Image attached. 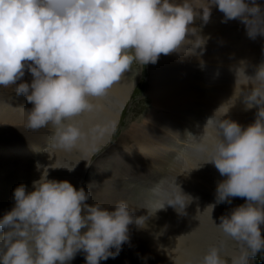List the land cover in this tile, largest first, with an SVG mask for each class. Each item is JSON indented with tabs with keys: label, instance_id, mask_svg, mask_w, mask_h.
Listing matches in <instances>:
<instances>
[{
	"label": "clouds",
	"instance_id": "obj_1",
	"mask_svg": "<svg viewBox=\"0 0 264 264\" xmlns=\"http://www.w3.org/2000/svg\"><path fill=\"white\" fill-rule=\"evenodd\" d=\"M212 6L224 14L222 22L240 20L250 39L264 36V9L256 0H206L202 12L186 0H0V87L16 85V94L33 105L27 111L28 128L51 126L53 147L71 151L85 135L72 121L93 112L91 98L107 96L134 62L155 64L161 54H177L185 47L190 55H203L208 37L192 25L197 16L207 24ZM245 67L240 61L235 84L243 75L249 92L242 100L246 110L257 107L256 118L246 127L230 119L215 122L219 138L204 163L226 177L217 184L215 203L204 211L210 208L212 216L217 205L245 199L219 224L213 221L249 252L231 264H248L249 256L264 249V63L253 76L245 74ZM26 69L31 83L17 85ZM212 122L211 116L206 123ZM93 131L103 135L107 128ZM49 161L35 163L40 177L32 182L33 190L17 186L14 206L0 218V264H67L79 252L85 253L86 264L116 258L130 243L129 225L143 228V216L134 217L124 200L111 210L99 202L86 203L91 192L84 187L48 178L50 170L72 172L76 166ZM178 188L179 193L154 190L164 197L157 211L167 205L186 215L193 198ZM196 264L227 262L219 248L210 246Z\"/></svg>",
	"mask_w": 264,
	"mask_h": 264
},
{
	"label": "rangeland",
	"instance_id": "obj_2",
	"mask_svg": "<svg viewBox=\"0 0 264 264\" xmlns=\"http://www.w3.org/2000/svg\"><path fill=\"white\" fill-rule=\"evenodd\" d=\"M177 2H179V1H177ZM201 2H202V0H191V2L189 4L192 5V7H195V5L196 6L199 5V3H201ZM256 3L259 4L262 7V9H264V0H256ZM199 12H202V10L199 11ZM195 18L197 19V17H195ZM207 25H208V23H207ZM212 38L213 37L210 38V40L212 41L210 43H209V39H207L208 40L207 41L208 45L206 43L207 46L205 45V48H204V50H206V51H204L203 54H206V53L207 54H209V53H215V50H214L213 45H215L214 40L216 41L217 39H216V37H214V39H212ZM224 38H225V47H226L225 51L229 49L230 52H231V61L229 63H226L227 73H226V71H224L222 69L219 70L218 68H215L216 70L213 69V68H211L214 71L210 70V68H209L210 71H206L205 67L200 66L201 63H199V62L196 63V61H197L196 59L198 58L196 55H195L196 56L195 61L194 62L192 61V62L189 63L190 65L188 67L189 68L191 67L190 68V71H189L188 70L189 68L187 67L188 62L186 60H188L189 58L193 57L194 55H191V57H190V52L188 50H187V52L189 54H186L187 52H184V51L182 52V50H179L178 51V53H177L178 55L175 54V53L170 54L171 55L170 57L172 58V60L168 57L169 55H167L168 62H166V63L167 64L169 63V64L168 65H164V67L162 66L163 68L162 67L159 68V74H160V77L163 78V80H162V78H160L159 81H158L160 83H158V84H163L164 85V88L167 86L166 88L169 87V89H175V91H176L177 94L186 95L189 98L190 101H189V104H188L189 106L186 105V106L181 107V109H183V110H180V108H177L175 110L172 109L170 111L165 112L166 115L163 113L159 117V118H162L163 119V122H166L165 124H167V125L169 124L170 126H167L166 125L165 126L166 128L165 129L163 128V130H161L162 131V135L160 134V131L158 132V135L160 134V137L156 134L154 136V138H153V139H157L159 141L158 142V152H157V157L159 156L158 157L159 163L156 164L158 166L155 167L154 170H153V174L154 175L153 174L150 175L152 177V179H150L149 182H151L152 185H150V183H147L146 185L143 184V183H141V184L130 183V182L124 181L123 179L120 180V182H119V179L117 178L118 177L117 176V173H118V165H119V163L125 161V160H121V158L126 157V155H127V148H123L121 146V144L118 147H116V148H112L113 145H116V143L119 141L120 137L122 136V134L124 132L129 131V130H130V132L132 131L133 125H135V124H141V125L145 124L144 121H146L147 119H149V115H150L151 111L153 110L152 99L150 98V95L148 94V89H149V85H150V82H149L150 81V74H151L150 67H149L150 66V63L147 64L146 66H143V65L139 64V62H134L132 64V66H131L130 73H126V75L124 77H122L120 83L118 82V86H117V84H115L116 86L114 85V87H120V86L122 87V85H124L126 79H129L133 74H136V76H138V72L141 69V77L138 79V82L136 83V86L134 88V91L132 92V95H131L130 99H128L127 104L125 105V108L123 109V111L121 113L120 122L116 126L115 130L113 131V133L111 135V139L109 140V142L105 146H103L101 149L96 150L92 154V156H90L89 161H87L86 156H87V154L89 152V147L88 146L91 147V146H93V145L95 146V144H97L95 141H94V143H92L93 142V138L95 136L94 133H97L98 134V132H94L93 131L92 125H93V127L94 126L97 127L96 126L97 125V122L101 118H104V114L103 113L106 112L107 114H109L108 109L110 111H112L111 110V104L107 100L108 98L109 99L112 98L113 94H111V93L110 94H107L108 98L106 96V105H107L106 106L107 107L106 110L107 111L105 110L104 112H101L102 115L99 114L100 112H98L97 109H95L91 113L86 112V113L82 114V117L83 118L81 116L77 117L78 119H80L79 122H78V119L77 118H75L72 121L78 127H80L82 129V131L84 132L85 135H84V138L81 141H79L78 144H77V146L75 148H73L71 151H65V150H62V149H58V148L53 147V144H52V136H53L54 131H55L54 128H52L50 126V127H47V128L39 129V133H40V136L41 137H39V141L40 142L37 143L38 145L35 148H30L29 146H26L25 145L24 146V149H22V154H21V160L22 161H21V165H20V168H19V173H17L16 179H15V188L17 186H19L20 184H24V185L27 186V190L28 191H32L33 190V188H32V182L34 180L39 179V177H40V173H38L36 171V169H35V163L37 161H39L41 164H47L48 163V159H46V158H55V162L58 163L59 165L63 166V167H67V168H70V167L73 168L75 166L76 167H75L74 171H72V172H69L66 169L50 170V174H52V177H53L52 179H56V180H65L66 179L71 184L74 183L73 186L76 187L77 189H79L80 187H84L86 189V191H90L91 192V195H92V198H90L88 201H86V203H88V204L91 205V204H94L96 202H99V203H102V205L104 207H107L108 205H111V206H108L109 209H110L118 200L119 201L120 200L126 201L128 205L130 204L129 205L130 210L131 211L133 210L132 211V215L133 216H135V217L137 215H138L137 217H140V215L143 216L141 219L145 223V226L143 227L144 224L142 223L143 229L142 228H139V226H137L136 229L129 230L130 244H131V241L133 240V238H135L136 236H137V239H138L137 240L138 243H137V245L135 243H132L131 245H129L128 243H126L125 245H123L124 246V247H122L123 251H121V252H124L126 254V256H123V257H121L120 255L117 256L116 257L117 260H115V261L118 262V264H142V263L143 264H145V263L146 264H148V263L149 264H164V263L165 264H168V263L169 264H183L184 261H186L188 264H189L190 261H191V264H196V262L200 259V257H202L203 253L206 252L210 246H216L217 248L220 249V255L222 256L221 258L224 259L227 262V264H231L232 259L234 257L243 255L242 256V258H243V257L248 256L249 255V252L248 251L244 250V252H243V249L241 248L240 244H238L236 241H234L232 239L229 240L230 238H228L226 236H225L226 237L225 238L223 236L224 234L213 223V221H214L216 224H219L218 223L220 221L219 218L222 215H228L231 212L232 209H234L235 207H237L239 205L244 204L245 203V199L244 198H240V197H235V198H231V203L230 204L227 203V202H225L224 204L222 203V204L217 205L214 208V210H213L212 216H211V209L210 208H208V209H206L204 211V209L209 204L215 203V193H216L217 184L219 182H221L222 180L226 179V177H223V176L220 175V173L218 172V170L215 168V166L213 164H210V163L204 164L210 158V156H211V150L213 149V148L209 149L211 147V145L209 144V143H211L210 141L211 140H214V139H216L215 141H218V139H217L218 137H217L216 134H214V135H216L215 138H214V135L213 134H212L213 136L211 135V133H214L215 130L217 131V128L214 129L215 128L214 127L215 126V122L213 120H212L213 121L212 123H206V122H207V119L209 117H211V116L214 117L217 114L220 116V118H222V116L225 115V112L229 111L230 109L232 111H236V112L242 111L240 109V106L239 105H245V104L243 103V100L239 96H241L245 92V90H246L245 88H249V86L247 84L243 83V81L245 79L243 75H241L239 77L240 83L235 84V80H236L235 69L237 67H239L240 61H245L246 62L245 74L246 75H249V76H253L255 74V71H256L257 67L261 63H264V36H257L255 40L250 39L246 35V28H245V26L242 24V22L240 20H229L228 23H227V26L225 28ZM209 44L210 45L212 44V46H210ZM206 47H208V48L206 49ZM180 52H182L183 55H180ZM188 55H189V57H188ZM174 58H175V60H174ZM176 58L179 59V60H177ZM185 58H188V59H185ZM169 59L171 61L174 60L175 62L177 60V62L176 63H174V61L171 62ZM184 59H185V61H184ZM181 60L184 63H180L179 61H181ZM174 64L175 65L177 64V66H175ZM196 64L199 65V66H197ZM178 65H180V67ZM194 65H196V66H194ZM172 66H174V67H172ZM165 67H167V68H165ZM243 67L244 66L241 65V68H243ZM176 68L177 69L179 68V69L177 70ZM198 68H200V69H198ZM172 70H173V73L171 72ZM191 70L192 71L194 70V71L192 72ZM195 70L196 71L199 70L200 73H199V71L196 72ZM211 71L213 73L216 72V71L217 72H216V74H213ZM165 72H166V75H164ZM29 73L30 72L27 71V74H26V71H25V75H24L25 77H23V78H26V77L29 78L30 77ZM185 73H187V75H185ZM195 73H197L198 75H201V76H199V78H198V75L195 74ZM188 74H190L189 77H188ZM191 74H192V76H191ZM26 75H28V76H26ZM194 75H195V78H194ZM206 75H207V77H206ZM213 75L216 76V77H214ZM226 75H228V78L226 77ZM201 77H203V78H201ZM218 77L219 78H222V79H219ZM177 78L180 80V82H179V80ZM223 79L224 80H227V81H223ZM216 80H218V81H216ZM167 81H169V82L167 83ZM200 81H202V82H200ZM213 81H214V83H212ZM228 81H230V85L228 84ZM193 82H197V83H194L193 84ZM206 82L207 83L210 82V83L209 84H206ZM221 82L223 84L225 83V85H223ZM170 83L171 84H174V85L176 84L177 86L176 85L175 86H170L171 85ZM177 83L180 84V85H178ZM184 83L185 84L188 83V84L185 85ZM189 83L191 84V86H190ZM203 83L206 84V85L204 86ZM219 83H220V86H219ZM183 84H184V86H183ZM195 84H196V87H194ZM198 84H200V85H198ZM207 85H209V86H207ZM215 86H217V87H215ZM171 87H173V88H171ZM205 87H207L208 89L205 88ZM223 87H224V89H223ZM179 88L182 91H184V92L182 93ZM196 88H198V89L200 88V90L197 91L198 89H196ZM119 89H121V88H119ZM186 89L187 90L190 89V90L187 92ZM209 89H211V90H209ZM214 89L217 90V92ZM243 90H244V92H243ZM193 91H195V92H193ZM199 92H201L203 96L201 95V93L199 94ZM215 92H216V94H215ZM146 93L148 95H146ZM230 93L233 96H231ZM235 93H236V97H235ZM110 95H112V96H110ZM190 96L192 97V100H191V97ZM204 97L205 98H208V100H209L208 102H211L212 101L211 102L212 104L213 103H215V105L217 104L216 105L217 107L214 104L213 105L211 104L212 107L214 106L213 109H212L211 106L206 105L204 102H207V101H205L206 99ZM193 98L195 100H193ZM222 98H224L226 101L224 99L222 100ZM232 98H235V100H233ZM200 99H202L203 101L200 100ZM215 99L217 100L218 103H216V100ZM239 99L242 100V101H240ZM197 100L199 102H197ZM238 101H240V102H238ZM191 102L194 105L193 107L191 105ZM193 102H195V103H193ZM202 102L206 106L204 104L203 105H199V104H202ZM27 103L28 102L26 100V105H27ZM239 103H241V104H239ZM24 104H25V102H24ZM195 104H196V106H195ZM231 104H233L234 106L231 105ZM227 105H228V107L230 109H228ZM21 106H22V104H21ZM21 106H20L19 110L21 109V111L23 110L25 112V109L23 108V106L21 108ZM108 106H109V108H108ZM218 106L220 107V109H219ZM29 107L31 109L33 107V105L29 104ZM225 107L227 108V111H224L226 109ZM231 107H233V109ZM210 108L212 110H210ZM215 108H216V111L214 110ZM208 109L210 110V111H208L209 114L207 113V110ZM213 110L215 111V113L216 112L217 113L215 114L213 112ZM27 111L28 110H26V112ZM169 112L172 115H170ZM173 112H176V113L178 112L179 114L177 115L176 113H173ZM229 112L227 113V116L225 115L226 118L223 117V119H228L229 118L230 120L237 122L234 115L231 118L229 117ZM111 113L112 112H110V114ZM185 113H186V115H185ZM188 113H190L189 116H188ZM210 113H212V114H210ZM88 114H90V115H88ZM220 114H222V116ZM98 115L103 116V117L100 118ZM24 116H25L26 119H28V115H25L24 114ZM173 116H174V118H173ZM215 117L217 118V116H215ZM215 117H214V120L216 122L218 121V119L221 120L219 117L217 119H215ZM26 119H24V120H26ZM87 119L90 120V122H88ZM181 119H183V120H181ZM96 120H98V121H96ZM106 123L103 124V121H102L101 122V125L99 124L98 126H101V127L106 128ZM178 123H180V124L178 125ZM185 124H186V126L184 127ZM213 124H214V126H212ZM90 125H91V127H90ZM204 126L210 127L209 129L211 131L210 132V135L211 136L209 134H207V135L205 134L206 137L209 136V138H208L209 140L207 138H205V135H204V138L202 137L203 136L202 134L205 133L204 130L205 131L207 130L206 132L209 133L208 132L209 129H205L206 127L204 128ZM211 126L214 127V128H212ZM82 127H84V128H82ZM87 127H88V130H87ZM203 128H204V130H203ZM89 129H91L92 131L89 130ZM211 129H213V130H211ZM48 130H49V132H48ZM200 130H202L201 134H200ZM166 131H168V132H166ZM28 132H32V131L29 130ZM44 132H46V133H44ZM91 133H93L94 136ZM165 133H166V135H165ZM215 133H218V132H215ZM104 134H105V132H104ZM99 136H103V135H101V134L98 135V138H99ZM23 137H24V134L23 133L19 135V138H23ZM177 137H179V138L177 139ZM98 138L96 137V139H98ZM196 139L197 140H200V141H197ZM206 139H207V142L205 141ZM169 140H170V142H169ZM175 140L176 141L178 140L177 141L178 143ZM194 140H196V141H194ZM215 141H212V142L213 143H216ZM43 142H45L46 144H44ZM129 142H131V141H129ZM197 142L198 143L199 142L200 143L201 142L202 143L203 142L204 143L206 142L210 146L207 145V146H205L207 148H205L204 147V145H205L204 143H203L204 145H201L202 143L201 144H198ZM164 143L166 145H164ZM196 143L199 145V147L197 146ZM41 146H42V148H41ZM99 146H101V144ZM196 146H197L196 150H192V148L195 149ZM200 146H203L205 149H208L207 150V153H209V152L210 153L207 154L206 153V150L203 147L200 148ZM212 146H214V144ZM39 147H40V149H42L41 150V153H39V151H38V148ZM198 148L202 150V152H198V153H200L202 155V156H200V159L197 158V156H198L197 151L199 150ZM56 149L58 151H56ZM113 149H114V151H113ZM188 149H190V150H188ZM203 149L205 150V152H203L204 151ZM49 150H51V151H49ZM25 151H26V153H25ZM118 151L121 152V153H119ZM193 151H196L195 153L197 154V156H194L195 153ZM80 152H82V153H80ZM47 153H49V155H51V157ZM85 153H86V156H85ZM57 154L59 155V157H58ZM61 155H62V157L63 156L64 157L62 158ZM128 155H129L128 157L132 158L129 161H133L135 159V157H136V154L135 155L134 154H132V155L128 154ZM163 156H166V157H163ZM182 156L183 157L185 156L187 159L185 157L183 158ZM192 157H194V159ZM73 158H75L76 160L73 159ZM58 159L61 161V163H60V161ZM173 159H174V161H173ZM182 159H184V160H182ZM188 159H190V160L188 161ZM79 160H81V161H79ZM179 160H181V161H179ZM199 161H201V163H203V164H201ZM162 162H163V164H162ZM187 162H189L191 164H189ZM88 163L91 164V165L90 166H86V165H88ZM83 164H84V166H83ZM80 165H81V167H80ZM159 165L160 166L162 165V167H160ZM195 165H197V166H195ZM99 167L102 168V169H100ZM176 168H180L181 172H180L179 169H178L179 170L178 171ZM96 169L97 170L99 169V170L97 171ZM155 169H157L158 171L155 170ZM174 169H176V170H174ZM176 171H178L179 173L176 172ZM183 171H185V172L187 171V172L185 173ZM113 172H114V174H113ZM182 172L185 173V174H183ZM188 172H190V173H188ZM65 173H67V175H66L67 178H66V176H64ZM100 173H101L102 176H99ZM178 174H179V176H177ZM0 175H1V171H0ZM104 175L106 177H104V179H103L102 177ZM174 177H176V178L174 179ZM177 177L179 178V180L177 179ZM26 178H28V179H26ZM88 179H90V181ZM78 180H79V182H78ZM103 180H105V181H108L109 180L108 182H111L113 186H116V187H113L110 184L111 186H110L109 190L112 191V192H114V194H113V197L114 198H112V200L106 198L103 195L98 194L99 192L102 191L100 189V185H103L105 183V181H103ZM175 180H176V184L178 183L177 185H179V183H180L179 186L181 188L182 193L185 194V195H189V196H191L193 198L192 202L187 205V207L185 209L186 215H184V216L183 215L176 214L177 212L171 206H167V205H166V210H159V211H157V207L156 206L160 202L159 200L164 199V197L161 198L160 196H157V194H156V192L154 190H160V191L165 192L166 189H167L166 192L170 191L168 193H177V192L179 193V188H178V186L175 185ZM166 181H168V182H166ZM76 182L78 183L77 186H76V184H77ZM86 183H88V187H87ZM194 183H196V184H194ZM186 185H188V186H186ZM12 188H13V182L11 181L10 184H9V187L7 189H4L5 192H7V194L0 193L1 194L0 195V218L3 217L4 213H7V211H10L12 209V207L14 206V203H15V201L13 199V192L14 191L13 192L11 191ZM88 188H89V190H88ZM116 188H118V189H116ZM171 188H172V190H171ZM176 188H178V189H176ZM92 189H94V191ZM114 189L116 190V192H115ZM126 189H128V190H126ZM131 189H133L134 191L131 190ZM168 189H170V190H168ZM188 189H190V190H188ZM120 191H122L124 193L122 194V192H120ZM126 191H128V192H126ZM119 192L121 193V195H120ZM133 192H135V193L133 194ZM115 193L118 196H116ZM125 193H126V195H125ZM102 196L104 198H106V199L104 200V198ZM128 196H130V197H128ZM121 197H123V198H121ZM124 197H126V199ZM144 197H145V200H143ZM99 199H101V200H99ZM115 199H116V201L114 202ZM108 200H109L110 203L108 202ZM156 201H157V203H156ZM111 203H113V204H111ZM135 205H137V206H135ZM140 205L142 206V208H141ZM134 207L137 210L133 209ZM144 208H146V209H144ZM197 208L200 209V212L197 211ZM220 209H222V210H220ZM135 211H137V212L135 213ZM156 211H157V213H156ZM176 216H178V218ZM194 217H195V219H194ZM183 220L184 221L186 220V221L184 222ZM187 220H190V221H187ZM191 222L194 223V224L192 225ZM159 224L160 225L161 224L167 225L168 226L167 227L168 229L167 228H159V227H157V225H159ZM182 224L185 225V229H184V226ZM206 224H208V225H206ZM154 225H155V227H154ZM176 225H178V228L176 227ZM187 225H190V226H187ZM191 225L193 227H191ZM146 226H151V227H153L156 230V239L157 240H155V241H157V242H155L154 244L152 243V242H154V239L152 237L147 236L149 234V232H151V230L148 227H146ZM164 227H166V226H164ZM179 227L180 228L183 227L182 230L184 229V231L182 232V230ZM187 228H188V230H187ZM129 229H130V227H129ZM172 229H175V230L172 231ZM178 229H180V232H181V233L179 232V234H178V231H179ZM216 229H218V230H216ZM166 231H168V232H166ZM146 232H148V233H146ZM261 232H262V236H264V225H262ZM214 233H215V235L216 234L217 235L215 236ZM0 234H2V233H0ZM157 234L159 235V237H157ZM210 234L211 235L213 234V235L210 236ZM160 235H161L162 238L160 237ZM193 235H195V238L193 237ZM218 235H220V236H218ZM180 236H181V238H180ZM176 237H177V239H176ZM182 237H184V238H182ZM190 237H192V238H190ZM193 238L196 240V242H194L195 240ZM175 239H176V242H177V240H179L178 243H176L174 241ZM226 239H228V240H226ZM168 240H170V241L168 242ZM187 240H188V242H187ZM190 240H192V241L190 242ZM197 240H199L200 242L197 241ZM142 241L145 242V243L150 242L151 244L148 243L146 245V247L148 246L147 249H143L142 248L140 250H136V248L140 246V243ZM223 241H226V242H223ZM166 242H168V243H166ZM183 242H184V244H183ZM186 242H187V244H186ZM204 242L206 243L207 246L205 245ZM195 243H197V245H195ZM164 244L165 245L167 244V247H169V249H167L166 246L164 247ZM176 244H178V245H176ZM161 245H163V247H164L163 251H161V249H160V246ZM170 245H171V247L173 246L172 248H174V249H172V250H175L176 253L174 251H171ZM184 245L185 246L186 245L187 246L189 245V248L186 247L187 248L186 249ZM198 245L199 246L202 245V247L198 248ZM195 246L197 248V249H195L196 252L194 251ZM234 246L236 248H234ZM151 247H153V248H151ZM178 247H181L180 250H178L179 249ZM204 247H206V248H204ZM126 248H128V249H126ZM176 248H177V250H176ZM166 249L168 250V252H167ZM181 249H184V251L181 250ZM188 249H190V250H188ZM113 251H115V250L113 249ZM127 251H130V252H127ZM156 251H159V252L157 253ZM170 251H171V254H174L172 258H174V256H177L180 259L179 258H176V257L174 259H171L170 258L171 257L170 256L171 255L170 254ZM177 251H178V253H177ZM180 251H183L184 253L182 254V252L180 253ZM235 251H236V253H234ZM132 252L134 253V255H132ZM163 252H164V254L165 253L166 254L164 255ZM237 252H238V255H237ZM232 253L234 254V256L231 255ZM78 254H80V257L83 259L84 264H86V262H85V253L79 252ZM129 254H131V255H129ZM175 254H177V255H175ZM179 254H180V256L181 255L182 256L180 257ZM195 254H197V256ZM150 255H151V257L154 256V257H152L153 260L150 257ZM155 255H157L158 257L156 258ZM161 255H162V257H161ZM189 255L192 256V257H190V259L188 258ZM75 258L72 259L73 261L72 260L71 261H68L67 264H70V263L71 264H73V263L78 264L76 260L79 258V256L76 254L75 255ZM134 258H137L138 260L137 259H134ZM140 258H142V262H141V259ZM146 258H149V260L150 259L151 260L149 261ZM110 259H108V260L112 264H117L114 261L115 258L114 259L113 258H110ZM159 259H161V260H159ZM252 260L254 261V264H264V249H262L260 252H258L255 257L249 256L248 257V264H252V262H253ZM138 261H140V262H138ZM186 262H185V264H187ZM80 264H82V263H80Z\"/></svg>",
	"mask_w": 264,
	"mask_h": 264
},
{
	"label": "bare ground",
	"instance_id": "obj_3",
	"mask_svg": "<svg viewBox=\"0 0 264 264\" xmlns=\"http://www.w3.org/2000/svg\"><path fill=\"white\" fill-rule=\"evenodd\" d=\"M177 1H179V0H173V2L175 3V2H177ZM186 2H188V3H190L191 2V0H186ZM195 4V3H194ZM192 6V5H191ZM205 7L206 6V0H202V2L201 3H199V5H195V7H193V8H195L196 9V11H201L200 10V8L201 7ZM224 19V14L222 13V12H220L219 10H218V7H216V6H212V8H211V16H210V18H209V21H208V25L207 24H204L203 23V21L200 19V17L199 16H197V19L195 18L194 19V23H193V27H195V28H198V29H201V32H200V34L202 35V36H204V37H208V39H209V43L210 42H212L211 40H210V38L211 37H213L212 39H214V37H216V41L214 40V42H215V45H213V47H214V50H215V53H209V54H203L202 56H197L198 58L196 59L197 61H196V63L197 62H199V63H201V61H203V65L202 64H200V66H202V67H205V69H206V71H210V70H212V71H214L213 69H215V68H218L219 70L220 69H222V70H224V71H226V73H227V66H226V63H229L230 61H231V52H230V50L228 49V50H226L225 51V49H226V47H225V38H224V32H225V28H226V26H227V23H228V21L225 23V22H222V20ZM207 25V26H206ZM197 29V32L199 31ZM208 41V40H207ZM207 45H208V43H207ZM206 45V46H207ZM210 45V44H209ZM210 46H212V44L210 45ZM208 47H206V49H207ZM211 49V48H210ZM180 50H182V52L184 51V52H187V48L185 47V48H181ZM198 50V49H197ZM204 51H206V50H204ZM182 52H180V55H183V53ZM197 52H199V50L197 51ZM209 52V51H208ZM182 53V54H181ZM186 54H189L188 52L186 53ZM178 55V54H177ZM171 55H169L168 57L172 60V58L170 57ZM187 56V55H186ZM168 57L167 56H165V55H163V54H161V56L159 57V59H158V61H157V63H155V64H151L150 63V71H151V74H150V85H149V89H148V94L150 95V98L152 99V104H153V110L151 111V113H150V115H149V119H147L146 121H144V123L145 124H143V125H141V124H135V125H133V127H132V131L130 132V130L129 131H126V132H124L123 134H122V136L120 137V139H119V141L116 143V145H113V147L112 148H116V147H118L120 144H121V146L123 147V148H127V155H126V157H123V158H121V160H125V161H123V162H121V163H119V165H118V173H117V178L119 179V182H120V180H124V181H126V182H130V183H137V184H141V183H143V184H147V183H150V185H152V183L151 182H149V180L150 179H152V177L150 176L151 174H153V170H154V168L155 167H157L158 165H156V164H158L159 163V160H158V157H157V152H158V140L157 139H153L154 138V136L157 134L158 135V132L160 131V134L162 135V131L161 130H163V128L165 129L166 127V125L167 124H165L166 122H163V119L162 118H159L163 113L165 114V112H167V111H170V110H175V109H177V108H180V110H183V109H181V107H183V106H186V105H188L189 104V98L186 96V95H183V94H177L176 93V91H175V89H169V87L168 88H164V85L163 84H158V83H160V82H158L159 81V79L160 78H162V77H160V74H159V68L160 67H164V65H168L166 62H168ZM183 57V56H182ZM188 57H189V55H188ZM190 57H191V55H190ZM179 58V57H178ZM181 58V57H180ZM184 58V57H183ZM195 58H196V56L194 55L193 57H191V58H185V59H188V60H186L187 62H188V64H187V67L190 65L189 63L190 62H194L195 61ZM169 59V60H170ZM177 59V58H176ZM185 59H184V61H185ZM170 60V61H171ZM174 60H175V58H174ZM173 60V61H174ZM177 60H179V59H177ZM177 60H176V62H177ZM183 60V59H182ZM179 61L180 63H184L183 61ZM173 61H171V62H173ZM170 62V63H171ZM175 61H174V63H176ZM186 62V63H187ZM198 63V64H199ZM192 64V63H191ZM195 64V63H194ZM175 65V64H174ZM197 65V64H196ZM196 65H194V66H196ZM175 66H177V64L175 65ZM179 67H180V65H178ZM184 66V65H183ZM197 66H199V65H197ZM162 67V68H163ZM172 67H174V66H172ZM165 68H167V67H165ZM189 68V67H188ZM191 68V67H190ZM190 68L188 69L189 71H190ZM194 68V67H193ZM209 68H210V70H209ZM211 68H213V69H211ZM177 69V68H176ZM179 69V68H178ZM177 69V70H178ZM198 69H200V68H198ZM202 69V68H201ZM149 70V69H148ZM162 70V69H161ZM184 70V69H183ZM186 70V69H185ZM216 70V69H215ZM26 71V74H27V70H25ZM164 71V70H163ZM167 71V70H166ZM187 71V70H186ZM192 71V70H191ZM194 71V70H193ZM192 71V72H193ZM196 71V70H195ZM197 71H199V70H197ZM196 71V72H197ZM211 71V72H212ZM162 72V71H161ZM172 73H173V70L171 71ZM177 72V71H176ZM204 72V71H203ZM217 72V71H216ZM216 72H212L213 74H216ZM219 72V71H218ZM130 73V72H129ZM169 73V72H168ZM191 73V72H190ZM199 73H200V71H199ZM206 73V72H205ZM224 73V72H223ZM222 73V74H223ZM195 74H197V73H195ZM29 75H30V77L29 78H23V77H25V76H23L22 78H21V80H19V81H17V85L19 84V83H23V82H26V83H31V81H32V76H31V74L29 73ZM162 75V74H161ZM164 75H166V72H165V74ZM172 75V74H171ZM170 75V76H171ZM185 75H187V73H185ZM189 75L190 74H188V77H189ZM198 75V74H197ZM210 75V74H209ZM220 75V74H219ZM218 75V76H219ZM26 76H28V75H26ZM177 76V75H176ZM191 76H192V74H191ZM199 76H201V75H198V78H199ZM214 76V75H213ZM222 76V75H221ZM137 77V78H136ZM141 77V69L139 70V72H138V76H136V74H133L129 79H126V81H125V83H124V85H122V87L120 86V87H112L110 90H109V92H108V94H113V96L112 95H110V96H112V98H108V96H107V100L110 102V104H111V110L112 111H110L109 109H108V111H109V114H107L106 112H104L105 110H106V96L105 97H101V98H91V103L95 106V109H97V111L98 112H100L99 114H101L102 115V113L101 112H104L103 114H104V118H101V117H103V116H100V115H98L101 119L98 121V120H96V121H98L97 122V125L96 126H98L99 124L101 125V122L103 121V124L104 123H106V128H107V131L105 132V134H103V136H99V138H98V135H100L99 134V132H98V134L97 133H94L95 134V136L93 135V133H91L93 136H94V138H93V142L92 143H94V141L97 143V144H95V146L93 145V146H88L89 147V152H88V154H87V156H86V153H85V156H86V159H87V161H89V158H90V156H92V154L96 151V150H99V149H101L103 146H105L108 142H109V140L111 139V135H112V133H113V131L115 130V128H116V126L119 124V122H120V116H121V113H122V111H123V109L125 108V105L127 104V101H128V99H130V97H131V95H132V92L134 91V88H135V86H136V83L138 82V79ZM167 77V76H166ZM180 77V76H179ZM186 77V76H185ZM197 77V76H196ZM206 77H207V75H206ZM214 77H216V76H214ZM226 77L228 78V75H226ZM194 78H195V75H194ZM201 78H203V77H201ZM200 78V79H201ZM213 78V77H212ZM219 78V77H218ZM225 78V77H224ZM165 79V78H164ZM173 79V78H172ZM178 79V78H177ZM181 79V78H180ZM205 79V78H204ZM207 79V78H206ZM219 79H222V78H219ZM162 80H163V78H162ZM167 80V79H166ZM176 80V79H175ZM179 80V79H178ZM182 80V79H181ZM194 80V79H193ZM192 80V81H193ZM208 80V79H207ZM211 80V79H210ZM209 80V81H210ZM177 81V80H176ZM191 81V80H190ZM199 81V80H198ZM203 81V80H202ZM202 81H200V82H202ZM216 81H218V80H216ZM221 81V80H220ZM219 81V82H220ZM223 81H227V80H224L223 79ZM169 81H167V83H168ZM171 82V81H170ZM179 82H180V80H179ZM178 82V83H179ZM120 83V82H119ZM162 83V82H161ZM177 83V84H178ZM194 83H197V82H193V84ZM210 83V82H209ZM209 83H207L206 82V84H209ZM212 83H214V81L212 82ZM222 83V82H221ZM171 84V83H170ZM169 84V85H170ZM185 84V83H184ZM184 84H183V86H184ZM188 84V83H187ZM187 84H185V85H187ZM190 84V83H189ZM201 84V83H200ZM200 84H198V85H200ZM204 84V83H203ZM206 84H204V86L206 85ZM223 84V83H222ZM228 84L230 85V81H228ZM167 85V84H166ZM168 85V86H169ZM176 85V84H175ZM174 84H171L170 86H175ZM178 85H180V84H178ZM215 85V84H214ZM218 85V84H217ZM223 85H225V83L223 84ZM116 86V85H115ZM117 86H118V83H117ZM177 86V85H176ZM190 86H191V84H190ZM194 86V85H193ZM202 86V85H201ZM207 86H209V85H207ZM219 86H220V83H219ZM15 87H16V85H14V86H9V87H7V88H4V87H0V171H1V175H0V193H2V194H7V192H5V190L4 189H7L8 187H9V184H10V182L12 181L13 182V188H12V192L14 191V188H15V179H16V176H17V173H19V168H20V165H21V154H22V149H24V146L26 145V146H29L30 148H35L38 144V142H40L39 141V137H41L40 136V133H39V130H31L30 128H28V126H27V120L28 119H26L25 118V116H24V114L25 115H28V113L26 112V110H30V107H29V104L27 103V105H26V97L24 96V95H17L16 94V92H15ZM181 87V86H180ZM194 87H196V84H195V86ZM215 87H217V86H215ZM227 87V86H226ZM119 88H121V89H119ZM171 88H173V87H171ZM184 88V87H183ZM187 88V87H186ZM193 88V87H192ZM205 88H207V87H205ZM211 88V87H210ZM214 88V87H213ZM229 88V87H228ZM180 89V88H179ZM185 89V88H184ZM194 89V88H193ZM196 89H198V88H196ZM208 89V88H207ZM218 89V88H217ZM223 89H224V87H223ZM246 90H245V92H244V90H243V94L241 95V96H239L241 99H242V96L243 95H247V93H248V91H249V88H245ZM181 90V89H180ZM187 90V89H186ZM190 90V89H189ZM189 90H187V92L189 91ZM200 90V88L197 90V91H199ZM209 90H211V89H209ZM215 90V89H214ZM226 90V89H225ZM196 91V92H197ZM216 92H217V90H215ZM178 92V91H177ZM181 92L183 93L184 91H182L181 90ZM186 92V93H187ZM193 92H195V91H193ZM202 92V91H201ZM201 92H199V94L201 93ZM216 92H215V94H216ZM221 92V91H220ZM219 92V93H220ZM226 93V92H225ZM224 93V94H225ZM237 93V92H236ZM236 93H235V97H236ZM147 93H146V95H148ZM212 94V93H211ZM228 94V93H227ZM239 94V93H238ZM241 94V93H240ZM201 95H202V93H201ZM221 95V94H220ZM230 95H231V93H230ZM193 96V95H192ZM200 96V95H199ZM203 96V95H202ZM206 96V95H205ZM219 96V95H218ZM217 96V97H218ZM222 96V95H221ZM225 96V95H224ZM223 96V97H224ZM231 96H233V95H231ZM191 97V96H190ZM205 98V97H204ZM215 98V97H214ZM206 100L205 101H207V102H204L206 105H208V106H211V102H208L209 100H208V98H205ZM224 98H222V100H223ZM228 99V98H227ZM233 100H235V98H232ZM191 100H192V97H191ZM193 100H195L194 98H193ZM200 100H202V99H200ZM216 100V99H215ZM214 100V101H215ZM225 100V99H224ZM240 100V99H239ZM203 101V100H202ZM213 101V102H214ZM226 101V100H225ZM224 101V102H225ZM229 101V100H228ZM240 101H242V100H240ZM240 101H238V102H240ZM24 102H25V104H24ZM197 102H199L198 100H197ZM220 102V101H219ZM222 102V101H221ZM193 103H195V102H193ZM201 103V102H200ZM203 102H202V104H199V105H203L204 104ZM216 103H218L217 102V100H216ZM242 103V102H241ZM241 103H239V104H241ZM21 104H22V106H23V108L25 109V112L22 110L21 111V109L19 110V108H20V106H21ZM109 104V105H110ZM204 104V105H205ZM214 105H215V103H213ZM212 104V105H213ZM243 104V103H242ZM26 105V106H25ZM191 105H192V107L194 106L193 104H192V102H191ZM205 105V106H206ZM217 105V104H216ZM215 105V106H216ZM226 105V104H225ZM231 105H233V104H231ZM22 106H21V108H22ZM189 106V105H188ZM195 106H196V104H195ZM224 106V105H223ZM234 106V105H233ZM240 106V109L242 110V111H240V112H236V111H232L229 107H228V105H227V107H228V109H230L229 111H227V108L224 110L223 108V110L224 111H227V112H229V117L231 118L233 115L235 116V119H236V121H237V123H239L241 126H243V127H246L247 125H249V124H251V123H253L254 122V120H255V118H256V112L258 111V109H257V107H253V108H251V109H248V110H246V106L245 105H239ZM191 107V106H190ZM199 107V106H198ZM214 107V106H213ZM213 107L211 106V108L213 109ZM217 107V106H216ZM219 107V106H218ZM108 108H109V106H108ZM208 108V107H207ZM210 108V110H212ZM232 109H233V107H231ZM218 109V108H217ZM219 109H220V107H219ZM209 109L207 110V113H208V111H210ZM215 111H216V108L214 109ZM213 110V112L215 113V111ZM107 111V110H106ZM177 111V110H176ZM196 111V110H195ZM110 112H112L111 114H110ZM182 112V111H181ZM170 113V112H169ZM173 113H176V112H173ZM217 113V112H216ZM215 113V114H216ZM226 113V112H225ZM177 115L179 114L178 112L176 113ZM189 114L190 113H188V116H189ZM209 114V113H208ZM210 114H212V113H210ZM88 115H90V114H88ZM166 115V114H165ZM170 115H172L171 113H170ZM185 115H186V113H185ZM206 115V114H205ZM221 116H222V114H220ZM97 116V117H98ZM168 116V115H167ZM175 116V115H174ZM174 116H173V118H174ZM184 116V115H183ZM211 116V115H210ZM215 116H217V118L219 117L220 118V116L217 114V115H215ZM214 116V117H215ZM226 116H227V114H226ZM226 116H222V118L224 117V118H226ZM81 117H82V115H81ZM94 117V116H93ZM98 117V118H99ZM148 117V116H147ZM146 117V118H147ZM166 117V116H165ZM164 117V118H165ZM170 117V116H169ZM168 117V118H169ZM177 117V116H176ZM180 117V116H179ZM185 117V116H184ZM213 117V116H212ZM214 117L212 118V120L214 121V122H216L215 120H214ZM77 118V117H76ZM83 118V117H82ZM81 118V119H82ZM88 118V117H87ZM111 118V119H110ZM159 118V119H158ZM172 118V117H171ZM183 118V117H182ZM187 118V117H186ZM216 117H215V119H217ZM222 118H220V119H222ZM24 119H26V120H24ZM78 119V118H77ZM90 119V118H89ZM229 119V118H228ZM79 120L80 119H78V122H79ZM88 120V119H87ZM181 120H183V119H181ZM24 121V122H23ZM26 121V122H25ZM84 121V120H83ZM86 121V120H85ZM105 121V122H104ZM218 121H219V119H218ZM87 122V121H86ZM88 122H90V120H88ZM180 122V121H179ZM74 123V122H73ZM170 123V122H169ZM190 123V122H189ZM84 124V123H83ZM91 124V123H90ZM96 124V123H95ZM180 123H178V125H179ZM201 125V124H200ZM210 125V124H209ZM103 126V125H102ZM167 126H170L169 124L167 125ZM173 126V125H172ZM186 126V124L184 125V127ZM212 126H214V124L212 125ZM211 126V127H212ZM50 127V126H49ZM90 127H91V125H90ZM95 127V126H94ZM94 127H93V125H92V129H94ZM101 127V126H100ZM183 127V128H184ZM206 127V128H205ZM215 127V126H214ZM214 127H212V128H214ZM82 128H84V127H82ZM96 128V127H95ZM204 128L205 129H209L210 127H208V126H204ZM204 128H203V130H204ZM170 129V128H169ZM180 129V128H179ZM201 129V128H200ZM214 129H216V127L214 128ZM29 130H31L32 132H28ZM87 130H88V127H87ZM89 130H91V129H89ZM211 130H213V129H211ZM34 131V132H33ZM92 131V130H91ZM169 131V130H168ZM168 131H166V132H168ZM181 131V130H180ZM207 131V130H206ZM205 130H204V134H202L203 136V138H204V135L206 134H209L210 135V129H209V133H207ZM48 132H49V130H48ZM95 132V131H94ZM171 132V131H170ZM173 132V131H172ZM201 132H202V130H200V134H201ZM213 132V131H212ZM215 132H218V131H214V133H211V135L213 134H216L217 135V137H218V133H215ZM24 134V137L23 138H19V135L20 134ZM44 133H46V132H44ZM174 133V132H173ZM160 134L158 135L159 137H160ZM171 134V133H170ZM46 135V134H45ZM165 135H166V133H165ZM174 135V134H173ZM199 135V134H198ZM206 135H205V138H209V136H207L206 137ZM210 135V136H211ZM212 135V136H213ZM216 135H214V138H215V136ZM51 137V136H50ZM96 137L98 138V139H96ZM165 138V137H164ZM179 137H177V139H178ZM213 138V139H214ZM219 138V137H218ZM217 138V139H218ZM96 139V140H95ZM163 139V138H162ZM168 139V138H167ZM174 139V138H173ZM202 139V138H201ZM207 139L205 140L206 142H207ZM50 140V139H49ZM171 140V139H170ZM170 140H169V142H170ZM180 140V139H179ZM197 140V139H196ZM196 140H194V141H196ZM209 140V139H208ZM216 139H214V140H211L210 142L211 143H209L210 145H211V147L209 148V149H211V148H213L214 146H212L213 144H215V143H213L212 141H215ZM51 141V140H50ZM129 141H131V142H129ZM176 141V140H175ZM174 141V142H175ZM178 141V140H177ZM176 141V142H177ZM197 141H200V140H197ZM203 141V140H202ZM173 142V143H174ZM198 143V144H201V145H204V147L205 146H210L208 143ZM209 142V141H208ZM215 142H217V141H215ZM42 143V142H41ZM44 144H46L45 142H43ZM81 143V142H80ZM168 143V142H167ZM178 143V142H177ZM196 143V144H197ZM101 144V146H99ZM161 144V143H160ZM194 144V143H193ZM195 144V145H196ZM197 144V146L199 147V145ZM43 145V144H42ZM97 145V146H96ZM164 145H166L165 143H164ZM179 145V144H178ZM194 145V146H195ZM197 146L195 147V149L194 148H192V150H196V148H197ZM28 147V148H29ZM203 146H200V148H202ZM203 147V148H204ZM41 148H42V146H41ZM162 148V147H161ZM179 148V147H178ZM205 148H207V147H205ZM204 148V149H205ZM199 149V148H198ZM197 149V150H198ZM203 149V150H204ZM41 150L42 149H40V147L38 148V151H39V153H41ZM55 150V149H54ZM123 150V149H122ZM188 150H190V149H188ZM191 150V151H192ZM200 150V151H199ZM198 151H197V153L198 152H202V150L201 149H199ZM206 150V153H207V150L208 149H205ZM205 150L203 151V152H205ZM47 151V150H46ZM49 151H51V150H49ZM56 151H58L57 149H56ZM113 151H114V149H113ZM210 151V150H209ZM208 151V152H209ZM48 152V151H47ZM79 152V151H78ZM117 152V151H116ZM119 152V151H118ZM167 152V151H166ZM194 153L196 152V151H193ZM192 152V153H193ZM211 152H212V150H211ZM25 153H26V151H25ZM30 153V152H29ZM38 153V152H37ZM45 153V152H44ZM77 153V152H76ZM80 153H82V152H80ZM119 153H121V152H119ZM210 153V152H209ZM209 153H207V154H209ZM48 155H49V153H47ZM128 154H130V155H132V154H136V157H135V159L133 160V161H129L130 159H132V158H130V157H128L129 155ZM160 154V153H159ZM162 154V153H161ZM196 154V153H195ZM194 154V156H197V154L195 155ZM58 155V154H57ZM187 155V154H186ZM204 155V154H203ZM50 157H51V155H49ZM48 156V157H49ZM84 156V155H83ZM199 156V157H198ZM198 156H197V158H199L200 159V156H202L200 153H198ZM205 156V155H204ZM58 157H59V155H58ZM61 157H62V155H61ZM64 157V156H63ZM62 157V158H63ZM163 157H166V156H163ZM183 157V156H182ZM185 157V156H184ZM183 157V158H184ZM27 158V157H26ZM186 158V157H185ZM191 158V157H190ZM193 159H194V157H192ZM46 159H48V163H50L51 161H49V159H54L55 160V158H46ZM72 159V158H71ZM73 159H75V158H73ZM85 159V158H84ZM161 159V158H160ZM181 159V158H180ZM187 159V158H186ZM185 159V160H186ZM196 159V158H195ZM28 160V159H27ZM59 160V159H58ZM76 160V159H75ZM182 160H184V159H182ZM190 159H188V161H189ZM203 160V159H202ZM201 160V161H202ZM31 161V160H30ZM45 161V160H44ZM60 161V160H59ZM78 161V160H77ZM79 161H81V160H79ZM99 161V160H98ZM161 161V160H160ZM173 161H174V159H173ZM179 161H181V160H179ZM201 161H199L200 163H201ZM83 162V161H82ZM81 162V163H82ZM194 162V161H193ZM60 163H61V161H60ZM72 163V162H71ZM103 163V162H102ZM178 163V162H177ZM187 163H189V162H187ZM198 163V162H197ZM85 164V163H84ZM84 164H83V166H84ZM162 164H163V162H162ZM189 164H191V163H189ZM201 164H203V163H201ZM211 164V163H210ZM27 165V164H26ZM193 165V164H192ZM160 166V165H159ZM195 166H197V165H195ZM69 167V166H68ZM80 167H81V165H80ZM160 167H162V165L160 166ZM192 167V166H191ZM194 167V166H193ZM199 167V166H198ZM71 168V167H70ZM98 168V167H97ZM100 168V167H99ZM77 169V168H76ZM100 169H102V168H100ZM177 170L179 169L180 170V168H176ZM176 169H174V170H176ZM197 169V168H196ZM97 170V169H96ZM99 170V169H98ZM97 170V171H98ZM106 170V169H105ZM155 170H157V169H155ZM160 170V169H159ZM178 170V171H179ZM158 171V170H157ZM178 171H176V172H178ZM102 172V171H101ZM105 172V171H104ZM161 172V171H160ZM180 172H181V170H180ZM183 172H185V171H183ZM182 172V173H183ZM187 172V171H186ZM185 172V173H186ZM194 172V171H193ZM116 173V172H115ZM179 173V172H178ZM185 173H183V174H185ZM188 173H190V172H188ZM187 173V174H188ZM87 174V173H86ZM113 174H114V172H113ZM157 174V173H156ZM159 174V173H158ZM192 174V173H191ZM190 174V175H191ZM195 174V173H194ZM67 175V173H65V175L64 176H66ZM107 175V174H106ZM154 175V174H153ZM99 176H102L101 175V173H100V175ZM112 176V175H111ZM115 176V175H114ZM113 176V177H114ZM177 176H179V174L177 175ZM92 177V176H91ZM104 177H106L105 175L102 177L103 179H104ZM108 177V176H107ZM116 177V176H115ZM158 177V176H157ZM190 177V176H189ZM192 177V176H191ZM24 178V177H23ZM49 179H52L53 177H52V174H50L49 175V177H48ZM66 178H67V176H66ZM77 178V177H76ZM159 178V177H158ZM176 177H174V179H175ZM193 178V177H192ZM26 179H28V178H26ZM73 179V178H72ZM81 179V178H80ZM79 179V180H80ZM106 179V178H105ZM177 179L179 180V178L177 177ZM194 179V178H193ZM66 180V179H65ZM79 180H78V182H79ZM89 181H90V179H88ZM107 180V179H106ZM111 180V179H110ZM113 180V179H112ZM115 180V179H114ZM24 181V180H23ZM29 181V180H28ZM103 181H105V180H103ZM109 181V180H108ZM108 181H105V183L103 184V185H100V189L102 190L101 192H99L98 194H100V195H103V196H105L106 198H108V199H111L112 200V198H114L113 197V194H114V192H112V191H110L109 190V188H110V186L112 185V183L111 182H108ZM194 181V180H193ZM116 182V181H115ZM118 182V183H119ZM166 182H168V181H166ZM179 182V181H178ZM77 183V182H76ZM100 183V182H99ZM117 183V182H116ZM154 183V182H153ZM170 183V182H169ZM172 183V182H171ZM74 184V183H73ZM101 184V183H100ZM111 184V185H110ZM178 184V183H177ZM187 184V183H186ZM194 184H196V183H194ZM78 185V183L76 184V186ZM86 185H87V187H88V183H86ZM117 185V184H116ZM163 185V184H162ZM168 185V184H167ZM179 185H180V183H179ZM178 185V186H179ZM193 185V184H192ZM113 186V185H112ZM186 186H188V185H186ZM113 187H116V186H113ZM176 187V186H175ZM180 187V186H179ZM91 188V187H90ZM133 188V187H132ZM153 188V187H152ZM174 188V187H173ZM116 189H118V188H116ZM162 189V188H161ZM176 189H178V188H176ZM86 190V189H85ZM88 190H89V188H88ZM93 191H94V189H92ZM115 190V189H114ZM120 190V189H119ZM118 190V191H119ZM126 190H128V189H126ZM131 190H133V189H131ZM153 190V189H152ZM163 190V189H162ZM168 190H170V189H168ZM171 190H172V188H171ZM188 190H190V189H188ZM134 191V190H133ZM166 191H167V189H166ZM165 191V192H166ZM9 192V191H8ZM115 192H116V190H115ZM120 192H122V191H120ZM119 192V193H120ZM126 192H128V191H126ZM131 192V191H130ZM168 192H170V191H168ZM172 192V191H171ZM174 192V191H173ZM118 193V194H119ZM124 192H122V194H123ZM135 192H133V194H134ZM153 193V192H152ZM178 193V192H177ZM10 194V193H9ZM129 194V193H128ZM132 194V193H131ZM1 195V194H0ZM115 195H116V193H115ZM120 195H121V193H120ZM125 195H126V193H125ZM148 195V194H147ZM146 195V196H147ZM5 196V195H4ZM102 196V197H103ZM116 196H118V195H116ZM158 196V195H157ZM12 197V196H11ZM96 197V196H95ZM128 197H130V196H128ZM132 197V196H131ZM161 198H162V196H160ZM4 198V197H3ZM91 198H92V195H91ZM94 198V197H93ZM104 198V197H103ZM106 198H104V200L106 199ZM118 198V197H117ZM121 198H123V197H121ZM125 199H126V197H124ZM97 199V198H96ZM95 199V200H96ZM140 199V198H139ZM11 200V199H10ZM92 200V199H91ZM99 200H101V199H99ZM143 200H145V197H144V199ZM147 200V199H146ZM94 201V200H93ZM116 201V199L114 200V202ZM119 201V200H118ZM159 201H161V200H159ZM4 202V201H3ZM101 202V201H100ZM107 202V201H106ZM108 202H109V200H108ZM139 202V201H138ZM212 202V201H211ZM214 202V201H213ZM110 203V202H109ZM108 203V204H109ZM156 203H157V201H156ZM155 203V204H156ZM210 203V202H209ZM3 204V203H2ZM102 204V203H101ZM104 204V203H103ZM106 204V203H105ZM111 204H113V203H111ZM151 204V203H150ZM213 204V203H212ZM224 204V203H223ZM130 205V204H129ZM134 205V204H133ZM108 206H111V205H108ZM107 206V207H108ZM132 206V205H131ZM135 206H137V205H135ZM141 206V205H140ZM147 206V205H146ZM3 207V206H2ZM6 207V206H5ZM9 208V207H8ZM109 208V207H108ZM141 208H142V206H141ZM3 209V208H2ZM6 209V208H5ZM111 209V208H110ZM133 209H135V207L133 208ZM144 209H146V208H144ZM8 210V209H7ZM135 210H137V209H135ZM220 210H222V209H220ZM219 210V211H220ZM133 211V210H132ZM172 211V210H171ZM8 212V211H7ZM137 211H135V213H136ZM155 212V211H154ZM166 212V211H165ZM168 212V211H167ZM174 212V211H173ZM140 213V212H139ZM145 213V212H144ZM5 214V213H4ZM177 214V213H176ZM138 216V215H137ZM136 216V217H137ZM141 216V215H140ZM184 216V215H183ZM135 217V216H134ZM146 217V216H145ZM167 217V216H166ZM177 218H178V216H176ZM180 217V216H179ZM191 217V216H190ZM2 218V217H1ZM151 218V217H150ZM156 218V217H155ZM168 218V217H167ZM181 218V217H180ZM185 218V217H184ZM170 219V218H169ZM174 219V218H173ZM215 220V219H214ZM219 220V219H218ZM166 221V220H165ZM174 221V220H173ZM184 221V220H183ZM186 221V220H185ZM184 221V222H185ZM187 221H190V220H187ZM182 222V221H181ZM154 223V222H153ZM188 223V222H187ZM190 223V222H189ZM192 223V222H191ZM218 223H220V221L218 222ZM143 227L145 226V223L143 222ZM194 223H192V225H193ZM179 225V224H178ZM178 225H176V227L178 228ZM183 225V224H182ZM191 225V227H193ZM206 225H208V224H206ZM164 226H166V227H164ZM184 226V229H185V225H183ZM187 226H190V225H187ZM210 226V225H209ZM130 229L129 230H133V229H136V227H137V225L135 224V223H133V224H131L130 226ZM146 227H148L150 230H151V232H149V234L147 235V236H149V237H152L153 239H154V242H152L153 244L155 243V242H157V241H155V240H157L156 239V230L153 228V227H151V226H146ZM154 227H155V225H154ZM157 227H159V228H167L168 226L167 225H163V224H159V225H157ZM207 227V226H206ZM211 227V226H210ZM139 228H141V227H139ZM180 228V227H179ZM183 228V227H182ZM182 228H180L181 230H182ZM261 228H262V225H261ZM143 229V228H142ZM168 229V228H167ZM180 229H178L177 231H178V234H179V232H180ZM184 229L182 230V232L184 231ZM210 229V228H209ZM212 229V228H211ZM160 230V229H159ZM175 229H172V231H174ZM187 230H188V228H187ZM201 230V229H200ZM216 230H218V229H216ZM83 231V230H82ZM146 231V230H145ZM137 232V231H136ZM165 232V231H164ZM166 232H168V231H166ZM176 232V231H175ZM134 233V232H133ZM146 233H148V232H146ZM163 233V232H162ZM177 233V232H176ZM175 233V234H176ZM181 233V232H180ZM221 233V232H220ZM219 233V234H220ZM160 234V233H159ZM174 234V235H175ZM195 234V233H194ZM204 234V233H203ZM202 234V235H203ZM137 235V234H136ZM162 235V234H161ZM161 235H160V237H161ZM190 235V234H189ZM206 235V234H205ZM213 235V234H212ZM211 234H210V236H212ZM214 235H215V233H214ZM217 235V234H216ZM215 235V236H216ZM223 235V234H222ZM139 236V235H138ZM141 236V235H140ZM143 236V235H142ZM163 236V235H162ZM209 236V235H208ZM214 236V237H215ZM218 236H220V235H218ZM224 237H225V235H223ZM145 237V236H144ZM157 237H159V235L157 234ZM193 237L195 238V235H193ZM162 238V237H161ZM180 238H181V236H180ZM182 238H184V237H182ZM190 238H192V237H190ZM193 238V239H194ZM208 238V237H207ZM220 238V237H219ZM226 238V237H225ZM229 238V237H228ZM140 239V238H139ZM176 239H177V237H176ZM176 239L174 240L175 242H176ZM186 239V238H185ZM223 239V238H222ZM137 236L135 237V238H133V240L131 241V244L132 243H135L136 245H137ZM195 240V239H194ZM211 240V239H210ZM226 240H228V239H226ZM229 240H231V238L229 239ZM149 241V240H148ZM170 240H168V242H169ZM178 241L179 240H177V242L176 243H178ZM192 240H190V242H191ZM197 241H199V240H197ZM212 241V240H211ZM210 241V242H211ZM219 241V240H218ZM221 241V240H220ZM168 242H166V243H168ZM172 242V241H171ZM187 242H188V240H187ZM187 242H186V244H187ZM194 242H196V240L194 241ZM200 242V241H199ZM223 242H226V241H223ZM148 243H150V242H147V243H145V242H141L140 243V246L139 247H137L136 248V250H140V249H147L148 248V246L146 247V245L148 244ZM159 243V242H158ZM180 243V242H179ZM182 243V242H181ZM205 243V242H204ZM129 245H131L130 243H128ZM127 244V245H128ZM151 244V243H150ZM162 244V243H161ZM183 244H184V242H183ZM189 244V243H188ZM194 244V243H193ZM199 244V243H198ZM125 245V244H124ZM176 245H178V244H176ZM181 245V244H180ZM195 245H197V243H195ZM205 245H206V243H205ZM167 247V244L165 245L164 244V247ZM185 246V245H184ZM192 246V245H191ZM190 246V247H191ZM207 246V245H206ZM210 246V245H209ZM208 246V247H209ZM232 246V245H231ZM122 247H124V246H122ZM126 247V246H125ZM164 247H163V245H161L160 246V249H161V251H163V249H164ZM170 247H171V245H170ZM173 247V246H172ZM170 248L171 249V251H174L175 252V250H172V249H174V248ZM183 247V246H182ZM186 247H188L189 248V245L187 246H185V248ZM200 247H202V245L201 246H199L198 245V248H200ZM133 248V247H132ZM151 248H153V247H151ZM179 249L178 250H180V248L181 247H178ZM184 248V247H183ZM204 248H206V247H204ZM234 248H236L235 246H234ZM126 249H128V248H126ZM159 249V248H158ZM167 249H169V247H167ZM166 249V250H167ZM187 249V248H186ZM195 249H197L196 248V246H195V248H194V251L196 252V250ZM226 249V248H225ZM241 249V248H240ZM125 250V249H124ZM135 250V249H134ZM133 250V251H134ZM150 250V249H149ZM153 250V249H152ZM176 250H177V248H176ZM181 250H183L184 251V249H181ZM188 250H190V249H188ZM121 251H123V249L121 250ZM154 251V250H153ZM171 251H170V254H171ZM183 251H180V253L182 252V254L184 253ZM187 251V250H186ZM205 251V250H204ZM127 252H130V251H127ZM157 253L159 252V251H156ZM165 252V251H164ZM164 252H163V254H164ZM167 252H168V250H167ZM199 252V251H198ZM224 252V251H223ZM243 252H244V250H243ZM150 253V252H149ZM176 253V252H175ZM177 253H178V251H177ZM187 253V252H186ZM200 253V252H199ZM205 253V252H204ZM203 253V254H204ZM228 253V252H227ZM226 253V254H227ZM234 253H236V251L234 252ZM128 254V253H127ZM166 254V253H165ZM164 254V255H165ZM77 255L79 256V258L76 260L77 261V263L78 264H80V263H82V264H84V261H83V259L80 257V254H78L77 253ZM121 257H123V256H126V254L124 253V252H120V254H119ZM118 255V256H119ZM129 255H131V254H129ZM132 255H134V253L132 252ZM160 255V254H159ZM173 255L174 254H171L169 257L171 258V259H174L175 257L176 258H179V257H177V256H174V258H172L173 257ZM175 255H177V254H175ZM188 255V254H187ZM196 256H197V254H195ZM231 255H233L234 256V254L232 253ZM236 255V254H235ZM237 255H238V252H237ZM136 256V255H135ZM156 256V258L158 257L157 255H155ZM179 256H180V254H179ZM182 256V255H181ZM180 256V257H181ZM185 256V255H184ZM242 256L243 255H240V256H237L238 258H242ZM149 257V256H148ZM150 257H151V255H150ZM152 257H154V256H152ZM151 257V258H152ZM160 257V256H159ZM161 257H162V255H161ZM190 257H192L191 255H189L188 256V258L190 259ZM222 257V256H221ZM230 257V256H229ZM187 258V257H186ZM201 258V257H200ZM76 259V258H75ZM110 259V258H109ZM121 259V258H120ZM131 259V258H130ZM133 259V258H132ZM134 259H137V258H134ZM141 259V262H142V258H140ZM147 260H149V258H146ZM163 259V258H162ZM180 259V258H179ZM111 260V259H110ZM113 260V259H112ZM115 260H117L116 258L114 259V261ZM138 260V259H137ZM146 260V261H147ZM151 260V259H150ZM149 260V261H150ZM152 260H153V258H152ZM159 260H161V259H159ZM73 261V260H72ZM133 261V260H132ZM163 261V260H162ZM195 261V260H194ZM253 261V260H252ZM116 262V261H115ZM138 262H140V261H138ZM145 262V261H144ZM158 262V261H157ZM185 262L186 261H184V263L183 264H185ZM73 263V262H72ZM117 264H118V262H116ZM123 263V262H122ZM187 263V262H186ZM71 264V263H70ZM73 264H75V263H73ZM100 264H112L109 260H102V261H100ZM143 264V263H142ZM146 264V263H145ZM149 264V263H148ZM165 264V263H164ZM169 264V263H168ZM188 264V263H187ZM252 264H254V261L252 262Z\"/></svg>",
	"mask_w": 264,
	"mask_h": 264
}]
</instances>
